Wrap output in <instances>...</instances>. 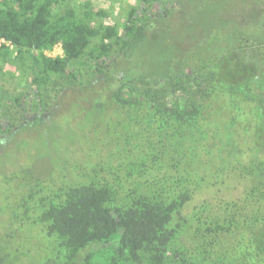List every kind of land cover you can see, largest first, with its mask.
<instances>
[{"label":"trees","instance_id":"obj_1","mask_svg":"<svg viewBox=\"0 0 264 264\" xmlns=\"http://www.w3.org/2000/svg\"><path fill=\"white\" fill-rule=\"evenodd\" d=\"M235 1L136 0L120 30L0 0V55L32 59L31 91L0 104V264H264V7L250 22ZM72 103L113 151L20 164Z\"/></svg>","mask_w":264,"mask_h":264},{"label":"rangeland","instance_id":"obj_2","mask_svg":"<svg viewBox=\"0 0 264 264\" xmlns=\"http://www.w3.org/2000/svg\"><path fill=\"white\" fill-rule=\"evenodd\" d=\"M55 1L56 3L53 8L54 15L63 14L69 9L74 10L80 15H84L89 10L102 12L103 14L99 15L94 13V25L97 27L116 26L120 30L127 18L130 8L136 4V0ZM168 1L174 2L175 0ZM10 2H12V0H10ZM237 2L242 4L240 0L234 3L237 4ZM247 4L249 5H245L243 9H239V15L241 18L253 22L257 15L259 17L260 12H258L257 9L258 5H260L261 8L264 7V0H251V2L248 1ZM159 7L160 6H158V8ZM233 7L235 6L229 8ZM24 51V49L10 45L8 57L0 55V104L6 108L10 107L11 112L15 111V98L31 91L30 78L32 59L30 55ZM46 54L53 57L61 56V46H55L52 50L47 51ZM30 102L31 101H29L28 105L31 106ZM33 112V109H29L28 112L24 114V118L31 116ZM81 113L82 109L79 108L78 110L76 103H72L68 109L57 115L56 119L50 125L49 132L45 137L42 138L37 133H32L29 136L26 135L25 142H27V144L24 148L25 151L20 160V164L33 167L36 170H42L45 173L49 164L53 161L50 158L52 155H54L53 157L58 161L59 157H64L71 152L72 155H77L73 156V158L76 160L80 159L88 165L91 161V153L100 152L104 155L111 153L113 148L104 147L97 142V137L109 138L111 135H108L105 131H100L95 132V134L89 137L87 135L88 129L83 123V118H85L86 115ZM77 114L80 116L76 117ZM88 115L94 116L95 118L102 117L99 116L93 108L91 109V113L88 112ZM10 163L12 166L16 163L12 155L0 156L1 177L9 173L7 167ZM12 185V183H9L5 187V184H2L0 188V232H3L5 229L9 213L8 210L4 209V205L6 206V194H9V192H6V188L10 191L11 187H13ZM32 231V229L24 230L25 235L21 243L22 247H34L32 241L29 239V233H32ZM13 246L17 247V242H15Z\"/></svg>","mask_w":264,"mask_h":264},{"label":"built area","instance_id":"obj_3","mask_svg":"<svg viewBox=\"0 0 264 264\" xmlns=\"http://www.w3.org/2000/svg\"><path fill=\"white\" fill-rule=\"evenodd\" d=\"M0 42H3V41H0ZM48 55V54H47ZM49 56V55H48ZM51 57H53V56H51Z\"/></svg>","mask_w":264,"mask_h":264}]
</instances>
